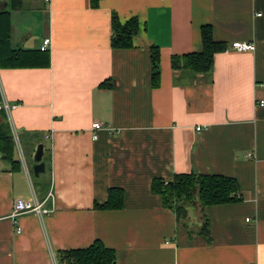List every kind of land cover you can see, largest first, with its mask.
I'll use <instances>...</instances> for the list:
<instances>
[{"label":"crops","instance_id":"obj_1","mask_svg":"<svg viewBox=\"0 0 264 264\" xmlns=\"http://www.w3.org/2000/svg\"><path fill=\"white\" fill-rule=\"evenodd\" d=\"M6 8L14 49L51 43L48 68L0 69L28 172L0 160V264H58L57 252L95 240L115 251V264H264V0H101L94 9L89 0H0ZM112 14L137 19L133 48L110 47ZM205 25L227 46L213 71L171 70L172 56L200 50ZM105 81L111 87L100 88ZM38 144L45 172L32 182ZM189 173L239 185L238 203L204 209L210 243L189 236L150 189L154 178ZM31 187L38 200L52 189L54 213L12 219ZM111 188L123 190V208L95 210ZM189 223L199 228L201 214L191 211Z\"/></svg>","mask_w":264,"mask_h":264},{"label":"trees","instance_id":"obj_2","mask_svg":"<svg viewBox=\"0 0 264 264\" xmlns=\"http://www.w3.org/2000/svg\"><path fill=\"white\" fill-rule=\"evenodd\" d=\"M101 0H89L91 8H97ZM110 47L114 50L133 48V39L139 33L136 18L121 23L112 14L110 18ZM201 47L197 52L174 55L170 58L171 70H188L195 74H209L213 71L215 54L225 51L226 44L215 41L209 25L201 27ZM49 52L40 50L14 49L11 44V17L7 8L0 11V69L48 68ZM150 79L152 87L159 86L160 67L159 51L150 47ZM100 88L111 87L110 82L100 84ZM0 160L12 170L21 169V164L14 159L12 133L3 112H0ZM151 192L158 195L165 209L171 210L177 222L181 223L189 236L196 233L206 243H210V227L204 215V209L238 203L241 200L238 182L231 177L213 174L189 173L175 174L170 179L154 178ZM124 205V193L120 188H111L107 200L94 204L95 210H120ZM201 214V225L192 230L189 223L191 211ZM194 231V232H193ZM196 231V232H195ZM58 264H115V251L106 248L100 241L82 249L57 252Z\"/></svg>","mask_w":264,"mask_h":264},{"label":"built area","instance_id":"obj_3","mask_svg":"<svg viewBox=\"0 0 264 264\" xmlns=\"http://www.w3.org/2000/svg\"><path fill=\"white\" fill-rule=\"evenodd\" d=\"M48 1V0H45ZM50 39L45 38L42 41V45L40 47L41 51H48L50 46ZM231 47L237 51L241 52H251L254 50V45L252 43H244V42H234L231 44ZM264 102L259 101L258 106H263ZM18 107L17 103H10L4 96L3 92L0 90V112H3L7 118V121L11 122V114L14 110H16ZM103 127L100 123H94L92 129L93 131H99ZM12 130V137L13 141L15 143V147L19 156V161L21 164V167L26 170V165L24 161L23 154L20 149L19 141L17 138V134L13 128ZM197 132L201 130V128L197 127L195 129ZM96 134H93V139H96ZM27 172V170H26ZM28 174V172H27ZM31 198L28 200L24 199H16L13 204V211L11 213L12 219L17 218L20 215L24 214H34L37 216L41 221L43 218L50 216L55 211V197L53 194L52 189L49 190V192L45 195V197L42 200H38L35 196L34 190L31 187ZM56 264V263H55Z\"/></svg>","mask_w":264,"mask_h":264},{"label":"water","instance_id":"obj_4","mask_svg":"<svg viewBox=\"0 0 264 264\" xmlns=\"http://www.w3.org/2000/svg\"><path fill=\"white\" fill-rule=\"evenodd\" d=\"M43 150H44L43 145L38 144L32 156L33 162L35 163L32 171L35 177L45 172V164L42 162Z\"/></svg>","mask_w":264,"mask_h":264},{"label":"rangeland","instance_id":"obj_5","mask_svg":"<svg viewBox=\"0 0 264 264\" xmlns=\"http://www.w3.org/2000/svg\"><path fill=\"white\" fill-rule=\"evenodd\" d=\"M30 177H31V181L34 182L35 181V178H34V175H33L32 172L30 173Z\"/></svg>","mask_w":264,"mask_h":264}]
</instances>
